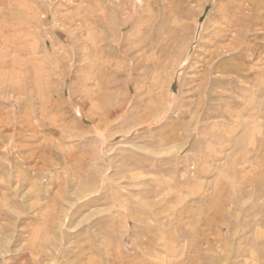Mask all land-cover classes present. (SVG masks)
<instances>
[{"label": "rangeland", "instance_id": "rangeland-1", "mask_svg": "<svg viewBox=\"0 0 264 264\" xmlns=\"http://www.w3.org/2000/svg\"><path fill=\"white\" fill-rule=\"evenodd\" d=\"M187 261L264 264V0H0V264Z\"/></svg>", "mask_w": 264, "mask_h": 264}, {"label": "bare ground", "instance_id": "bare-ground-1", "mask_svg": "<svg viewBox=\"0 0 264 264\" xmlns=\"http://www.w3.org/2000/svg\"><path fill=\"white\" fill-rule=\"evenodd\" d=\"M253 216V215H252ZM259 217H261V216H259ZM220 230V229H219ZM227 231V230H226ZM226 233V232H225ZM221 248L219 247V246H217L216 248H215V250L216 251H219ZM202 252V251H201ZM109 252H107V254H108ZM218 255H219V253H217ZM110 256V255H109ZM112 257V256H111ZM204 259L203 260H205V259H207L206 258V255L203 257ZM112 259V258H111ZM185 259V258H184ZM199 260H201V258H200V256H199ZM108 261H110V259L109 260H107V263H108ZM111 262V261H110ZM109 262V263H110ZM185 264H194V261H187Z\"/></svg>", "mask_w": 264, "mask_h": 264}]
</instances>
